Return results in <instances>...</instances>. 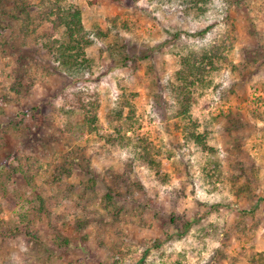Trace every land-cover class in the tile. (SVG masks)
Here are the masks:
<instances>
[{
    "label": "rangeland",
    "instance_id": "rangeland-1",
    "mask_svg": "<svg viewBox=\"0 0 264 264\" xmlns=\"http://www.w3.org/2000/svg\"><path fill=\"white\" fill-rule=\"evenodd\" d=\"M19 2L40 0H0V220L26 217L33 235L0 240V264H247L263 251L264 0L189 10L186 0H64L90 41L89 63L80 57L73 71L17 59L35 47L55 65L42 49L49 23L26 39L12 16ZM214 45L216 67L189 86L181 115V58ZM124 118L132 141L108 144ZM138 136L156 170L135 151ZM71 148L93 173L75 164L52 184ZM109 175L120 212L106 198ZM43 198L53 214L35 211Z\"/></svg>",
    "mask_w": 264,
    "mask_h": 264
},
{
    "label": "trees",
    "instance_id": "trees-1",
    "mask_svg": "<svg viewBox=\"0 0 264 264\" xmlns=\"http://www.w3.org/2000/svg\"><path fill=\"white\" fill-rule=\"evenodd\" d=\"M63 1L64 0H40V4L37 6H29L24 2L22 4H20L19 2L15 5V9H17V12L12 14L14 18L22 21V31L26 39L28 35L37 33L39 29L37 27L45 23H49L48 27L51 32L47 40L43 42L42 49L51 54V57L53 58V60L55 61V65L57 66L52 64L50 60H45L44 63H41V61L35 59V47H28L24 50L23 48L18 49L16 51V54H19L17 56V59L26 60L28 57L32 56L33 60L36 62V64L39 65V67H43L44 69H48L49 71H51V69L58 71V69L63 70L64 68V71H73L78 65V60L80 57H82L85 61L87 60L86 62L89 63V60L86 59L84 55V47L88 46L90 44V41L85 37L86 33L82 21L81 10L72 5H65ZM208 1L209 0H186V10L197 8L200 4H206L208 3ZM57 33H59V35H57ZM202 33H207V31L203 30ZM24 45H27V42ZM216 45H214V47L209 50H191L187 55L182 56V68L177 72L178 80L182 83V85L184 83V85L180 88V94H178L179 103L180 105H182L181 110L179 111L181 115H189L188 113H190L191 93L187 92L189 86L194 85L197 81H204L205 74L216 67L215 63L213 62L214 57H219L220 55V46ZM188 82H190V85H187ZM19 85H22V82L19 81ZM13 89L18 90V88L16 87H14ZM117 117L119 119H123L122 109L118 111ZM97 120L98 117L95 116V118L93 119V123ZM128 120L129 118H124V121L122 123L113 125L114 132L103 135L108 144L122 147L132 141L133 137L128 136L127 132L134 129L129 126ZM234 127L237 128L238 125ZM200 137L202 136H199V134H196L195 132H193L191 136V138L193 139H199ZM137 140L138 142L136 144L135 151H139V155L141 156L145 164L156 170V165L159 164V162H157V159H155L153 155V145L141 136H138ZM134 142H136V140ZM63 158V162L57 163V165L53 168L54 172L51 177L52 184L60 186L61 179L64 177V175H70L72 173L73 165L75 164L79 165L83 170H85V172L93 173L91 169L89 170L90 157L86 158L85 154L81 156L77 149H69V151L66 152ZM114 177L115 175H109V182L107 183V186H109V192H107L108 194L106 195V198L110 199L109 203H113V205H115V208L120 212V205L118 203L115 204L114 202V200H116V197L113 192L117 190L111 187L117 184H114V182L112 181V178ZM116 177H121L120 179H124V176L120 174H116ZM29 178L32 181L31 176H29ZM105 179H103V181H105ZM95 180L96 179L93 174V178H91L90 180L92 187ZM115 181H118V179L115 178ZM63 192L67 193L69 191L63 190ZM53 210L52 208H48L45 206V199L43 198L41 199L40 206H38L35 211L39 213L38 215L43 216L45 214H53ZM26 222H28L26 217L20 218V220L16 224H12L4 219H1L0 240H13L24 231H27V234L31 235L32 233L33 235V232L31 230H28V228L24 225L26 224ZM189 225L191 224L189 223L187 226ZM3 249L4 248L0 247V254L2 253ZM247 264H264V250L260 252H252L248 257Z\"/></svg>",
    "mask_w": 264,
    "mask_h": 264
}]
</instances>
